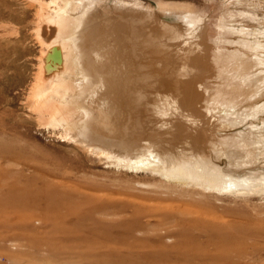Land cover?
Listing matches in <instances>:
<instances>
[{"label": "rangeland", "instance_id": "374dc122", "mask_svg": "<svg viewBox=\"0 0 264 264\" xmlns=\"http://www.w3.org/2000/svg\"><path fill=\"white\" fill-rule=\"evenodd\" d=\"M95 1L103 11L122 12L129 19L122 38H131L127 45L132 58L117 54L106 64L111 69L115 62L109 79L115 82L113 92L129 87L128 105L118 107V126L127 125L133 115L138 137H133L134 130L129 132V152L116 147L114 156L134 158L136 147L142 151L143 137L153 139L167 126L181 124L221 174L238 176L252 166L253 171L260 169L254 156L245 160L250 159L249 150L239 146L235 135L240 131L242 138L256 140L251 126L264 124V65L253 62L255 55L264 58V0ZM51 8V0H0V264H264V183L256 189L222 192L208 188L205 181L130 169L111 156L87 150L36 109L42 46L36 29L40 10L51 13ZM184 13L200 17L195 38L189 40L198 46V56L188 62L190 75L178 78L191 43L159 38L155 44L169 49L154 53L151 44L138 40L159 21L181 26ZM146 14L154 18L147 21ZM113 44L121 45V40ZM188 78L193 81L188 92L197 89L200 94L181 103L195 121L173 109L164 116L155 112L153 105L162 102L157 95L181 96L185 88L179 81ZM112 98L97 107L103 104L114 115L117 99ZM259 101L260 110L253 107ZM241 111L252 113L247 118ZM222 124H228L227 129ZM260 133L264 135V128Z\"/></svg>", "mask_w": 264, "mask_h": 264}, {"label": "bare ground", "instance_id": "6f19581e", "mask_svg": "<svg viewBox=\"0 0 264 264\" xmlns=\"http://www.w3.org/2000/svg\"><path fill=\"white\" fill-rule=\"evenodd\" d=\"M61 2H62L61 4H58L55 0L54 1L51 0V6H52L51 13H47L48 11L44 12V9H43V12L42 10H40L41 13L38 12L40 13V19H39L40 23H38V26L36 29L37 39L40 42V45L42 46H41L40 55H39L40 60H39L38 71H37L38 72L37 79H36L37 83L35 85L36 86L35 88L37 90V93L35 95L36 101L35 100L34 101L35 103L37 102L36 109L41 114L48 115L50 119V123H53L54 125L58 127L61 126L62 129H64L66 135L70 136L72 139L82 144L84 147H86L87 150L96 151L99 154L105 155L107 157L111 156L119 164L126 163V166L130 169L131 168L132 169L145 168L147 170L150 169L151 171H155L164 177H169V178L171 177V178H176L179 180L184 179V178H188V179L192 178V179H196L198 182L205 181L206 182L205 185H207L208 188L215 189V191L220 190L222 192H236L242 189L245 190L247 188L256 189V187H258L257 186L258 183L260 182L264 183V162L260 163L264 161V159L263 160L260 159L262 154H264V142H262V140H264V135H261L260 133V130L264 128L262 127V125H264L263 122L261 123L262 124L261 126L259 125L261 129L260 127L257 128L255 125L251 126V127H255V130L257 133V138L256 137L255 138L257 141L252 140V139H250L252 141H249L247 140L248 138L247 139L242 138L244 134L241 135L239 130H237L239 131V133L237 132L235 135V137L241 142L240 145H239L240 142L239 143L237 142L238 145L244 148L247 147V149L249 150V151L247 150L249 152L247 156L249 155L254 156L255 161L258 160V162H256L258 164L257 165L255 164L256 165L255 167H260V169H257L254 171L252 169L253 166L249 167V169L243 175L232 176L230 174H221L222 172L221 173L219 172V167H217L216 164L214 165L211 162L212 160V158H210L211 156L209 157V155H205L203 153V150L197 149L195 147V145L191 142V138H189L190 135L187 129H184L181 124L179 127L178 125L174 127L173 126L171 127L167 126L166 128L163 127L164 128L163 132L161 134L160 133L156 134L153 137V139H151L150 137L148 138L143 137L142 141L139 144L140 146H142L143 152L142 151L137 152L139 151V148L137 147L135 148V153L138 156L131 158V159H128V156L127 157H115L114 152L117 149L116 147H123L127 153L129 152L128 151L129 149L127 148L129 144L126 141L125 136H129L127 135L129 134V132L131 135L133 133V130L137 129L133 115L128 117L130 119L127 125L125 123L121 127L118 126L120 124L118 122V107L120 106V108L121 107L123 108L125 107V105H128L129 87L127 86L126 89H124V87L122 88L120 87L121 90H119V92L117 93V92H113V90L111 89L115 82L114 83L109 82V79L113 77V73H114L113 70L115 67V62H112L113 58L115 57L116 59V57H118L117 54H120L125 58L126 57L130 59L132 58L131 52H130V46L127 45V41H130L131 38L128 36L127 41H126V38H122V31L125 30V27L127 25L126 21L129 22V19L128 20L127 18L125 19L124 14L122 12L115 11V13L113 14V12L103 11V8L95 0H62ZM75 6H76V10L73 9V7ZM104 17H107V18H104ZM144 18L147 21H151L154 17L149 14H146ZM181 20L184 21L182 22L181 26L171 25V24H168L167 22L159 21L157 22L156 24L157 26H155L156 27L155 29L146 31L145 35L144 33L142 36L140 35L141 37L138 40L139 44H141L142 42H145L146 45L151 44L150 47H154L153 49H151V52L153 51L154 53H157V51L159 53L160 51H165L169 49V47L167 46L164 48L161 46H157L155 44V40L159 38H162V39L164 38L163 39L164 41L166 40L183 41L184 40L185 44L191 43L192 46L189 48L187 53L183 54L184 56L182 58L183 59L182 67L177 72L178 78L179 76H189L190 75L189 73L192 71V69L189 66L188 62L191 60H194L198 56L196 53L198 46L196 45V43L189 42V40H191V38H195L194 28L196 27L195 24H197L200 21V17H193L191 13H184L183 15H181ZM242 31L244 32V30H240L241 33ZM247 32H249V30ZM123 35H127L126 32H123ZM115 40L117 42L121 40L122 46L119 44H118L119 46L114 45L113 43ZM255 42H258V40H256ZM240 43L242 44L241 40H240ZM259 44H261V42ZM246 46L245 48L244 47L243 48L246 49L247 48ZM253 46L254 45H252V47ZM141 47L143 48V46ZM251 49L252 48L250 47V49L248 50L251 51ZM255 49L256 48H254V50ZM260 50H261V46H260ZM165 52H162V53H165ZM255 52L258 53V51H255ZM154 53H151V54H154ZM149 56H147L146 59H148ZM261 57H257L255 55L254 61H253L255 64H258V66L260 67L264 65V58H261ZM153 58L154 56L152 55V59ZM109 59L112 60L111 69L108 68V65H107ZM149 59L151 58L149 57ZM225 61H227V59ZM149 63L150 62L148 60V64ZM144 66H145V63H144ZM102 68L103 70H101ZM257 70L259 69L257 68ZM159 71L161 72V70H158V72ZM124 72H125V75L126 73L128 74V70H125ZM150 72L153 73L152 71ZM161 73L163 74V72ZM125 75H124V78L129 80L128 78L129 75L127 77ZM261 79L262 80L260 81L264 82V77ZM179 82H180L179 87L184 86L185 88L184 94L179 96V93H177L176 98L170 97V96L161 97L160 95H157V97L160 98L159 100L162 102L160 104L155 103L153 105V108L155 112L157 111V113L163 116L167 115V113H169L170 110L173 109L180 116L184 117L185 119L188 118L194 122L195 121L194 117L190 113H188L189 111L187 112L182 108L183 104L181 103V99L185 98L186 100H188V103L192 102V100L198 95L199 92H197V89L194 90L195 93L193 94L188 92L190 85L193 84L192 83L193 81H191L189 78L180 80ZM123 83H124V80H123ZM235 88L236 87H234V90ZM109 92H111V95ZM256 92L258 91L256 90ZM111 96L113 97L112 99H117L115 101L117 113H114V115H113V112H110L104 109L105 105L103 106V104H102V107H97L98 103H103L105 99L110 98ZM235 99L237 100V98ZM263 100L261 99V101ZM112 101L114 102V100ZM232 101L234 100L232 99ZM259 102L256 104L254 103L253 107L256 106L255 107L256 109H259L260 108L259 106L261 105H262L261 107H263L264 103L262 102L263 104H261V102L260 103ZM220 105L215 104V106H220ZM189 107H190V104H189ZM100 108H103V110ZM219 108L221 109L222 107H219ZM251 108L252 107H250L249 111L253 110V109L251 110ZM230 109L232 108L230 107ZM256 109L254 110L255 113H256ZM230 111L232 113L233 110H230ZM241 113L242 111L239 114ZM250 113L248 114L250 115ZM242 114H247V112L242 113ZM248 114L245 115L247 118L249 116ZM242 116L243 115H241V117ZM126 117L127 115L125 113V118ZM229 117H231V115ZM236 117H239V116L237 115ZM238 122L236 123L239 124ZM232 123L234 124V122ZM229 125H231V123ZM227 127H228V124H227ZM227 127L225 124V127L223 125L222 128L227 129ZM187 128L188 130L190 129V127H187ZM218 129L220 130V128ZM135 131L136 130H134V133L132 135L133 137L137 138L138 136L135 135L136 134ZM246 132L247 130L245 131V133ZM252 133L254 134V132ZM176 135H179L178 140H175L177 138ZM192 135H193V132H192ZM251 135H249V137ZM254 135L252 136L254 137ZM174 136L176 138H174ZM209 138H211V136ZM93 140L98 144L90 142V141L94 142ZM229 141L226 143H229ZM211 145L212 144H210V146ZM211 149L212 147L210 148V150ZM217 151L220 152V149H218ZM217 155L221 157L220 154H217ZM220 157H216L218 158L216 162L220 161L219 159ZM245 160L250 161L251 157L250 159L246 157ZM240 164L241 163H239L238 165Z\"/></svg>", "mask_w": 264, "mask_h": 264}]
</instances>
